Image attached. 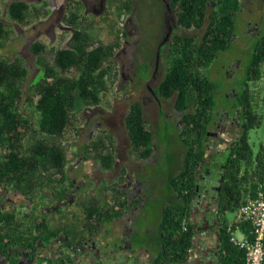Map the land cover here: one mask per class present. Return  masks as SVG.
<instances>
[{
    "label": "trees",
    "instance_id": "trees-1",
    "mask_svg": "<svg viewBox=\"0 0 264 264\" xmlns=\"http://www.w3.org/2000/svg\"><path fill=\"white\" fill-rule=\"evenodd\" d=\"M169 3L178 24L190 34L173 36L167 55L168 72L155 89L160 99L171 101L181 118L174 140L179 156L169 155L172 157L167 161L168 191L174 192L178 200L162 208L155 233L159 249L151 264H184L188 260L196 233L191 207L200 187L197 173L209 156L206 138L219 109L238 115L241 133L218 160L222 169L216 191L217 216L222 227L217 264H246L245 250L230 240L227 227L232 222L239 224L241 232L252 238V225L249 221L228 219L226 213L236 212L255 195L259 184L264 186V142L254 152L249 139L250 130L261 126L264 113V31L250 38L249 59L240 71L242 79L230 92L223 82L213 78L212 64L238 40L236 32L244 0H169ZM79 7L74 6L64 18L74 28L66 47L53 48L49 57L43 40L31 43L38 67L32 77L26 59L4 55L13 28L0 19V190L5 194L18 192L32 205L24 211L22 205L4 200L6 207L0 205V261L4 258L9 264H21V253L26 261H33L30 264H66L63 254L55 259L38 256V246L62 234L78 233L76 227L67 226L64 218L50 224L39 210L46 204L45 190L49 189L54 196L61 194L62 200L65 191L74 184L66 173L69 158L63 138L77 112L101 104L110 84L116 80L114 57L121 46L120 33L124 31L118 27L115 38L103 42L94 36L93 21L81 19ZM117 9V16L121 17L132 9V3L121 0ZM5 12L12 23L27 26L48 16L50 9L46 1L37 5L12 0ZM124 123L133 156L149 158L154 151L155 133L139 101L130 105ZM83 147L84 159H94L101 164L102 171L112 168L115 157L109 134L99 135ZM117 193L114 205L98 193L90 205L84 203L86 221L91 225L89 235L94 230V216H98V221L109 222L131 207L121 199L125 193ZM83 239L87 237L81 236L79 243Z\"/></svg>",
    "mask_w": 264,
    "mask_h": 264
},
{
    "label": "flooded vegetation",
    "instance_id": "flooded-vegetation-1",
    "mask_svg": "<svg viewBox=\"0 0 264 264\" xmlns=\"http://www.w3.org/2000/svg\"><path fill=\"white\" fill-rule=\"evenodd\" d=\"M108 1L109 0H62L60 6L63 8V18H65L67 14L72 11L74 6H80L79 8H81V10L79 13L81 14V19H86L87 14H90L91 18H87L86 22L93 21L94 23L95 20L97 21L103 14L105 15L106 11H108ZM110 1L113 2L115 0ZM130 1L132 3V9L129 12L124 13L127 17L123 23L124 31L120 33L121 51L126 53L130 50V57L128 60L129 68L127 72H121V82L119 84V88L122 89L124 86L126 89L127 85L131 86V91L128 96L130 103L128 105V109L126 110L124 120L129 112L130 105L135 101H139L141 103L144 117L149 122L155 133L153 154L149 158L145 159L133 156L124 121L122 127H118L116 132L114 131L109 134L113 143L115 157V161L110 170L102 171L100 169V163L96 162L94 159H84L85 153L81 151V155L78 156L79 158H77L76 162L70 164L66 169L67 175L72 178V182L74 183L73 186L69 187L65 191V197L61 198L62 200H59L61 194H56L57 196H54L49 189L45 190L46 204H44L39 210V213L46 216L47 221L50 224L57 222V220L62 221L64 218L67 226L70 228L76 227L75 230H77L78 233H73L72 235L62 234L48 243H41L37 249L38 256L40 257L47 256L55 259L63 254V257L65 256L64 258L66 264H151L152 258L159 249V245L155 240L158 222H155L154 224L156 225L155 233H151V235H149V233H147L148 228L141 230L140 225L135 222L136 219L141 220L143 217L138 215L133 220H130L127 215L129 212L128 209L135 207L144 208V212L146 214L150 212V210L151 212L155 211L158 214L159 221L160 213L163 210L162 208L174 205L178 200V197L174 192L171 193L168 191L167 184L169 181V173L162 160L164 155L170 153L169 145H166L164 143V139L156 136V134L158 132L157 126L162 122L167 125L173 124L177 129L180 125L181 114L179 111L172 108L168 116L165 117V105L171 104L172 106V103L169 100L160 99L155 92V89L158 83L168 72L167 55L169 53V47L173 36L175 33L190 34V32L178 24L175 16V10L170 6L169 0H155L149 4L146 0ZM48 7H50L48 9H50L49 15H51L53 8L51 7V4ZM148 7L156 9V11L160 13V15H163L164 18L163 32L155 46L152 47L148 45L149 40L146 41L143 38L144 29L140 19L141 14L145 8ZM102 12L104 13L100 15ZM64 21L66 23V25H64L66 31L71 32V36L68 39L69 44L74 34V28L69 25L65 19ZM120 52H116L114 57L115 61L116 57L120 55ZM139 89H142L139 98L133 99L135 97L134 94L138 93ZM151 104L156 107V110L153 111V116L156 115L157 118H161L159 121L152 120L149 116V107ZM175 115L178 117H175ZM177 119L179 121H176ZM88 124L92 125L93 122H88ZM176 129L175 131H177ZM175 131L173 134L167 133V138L170 141L176 139ZM240 133L241 124L237 114L234 115L229 111L221 109L216 111L214 122L210 127L206 138L208 141L207 145L209 156L206 158V164H202L197 173L200 187L199 191L194 196L191 207V220L193 222V226L196 228V233L193 241V247L189 252L188 260L184 264H204L202 259H200V262L197 260V263L196 261H193V263L190 261V253L195 246L194 242L196 241L197 235L205 232L207 235H211L212 238H215V240L218 239V243H220L222 225L217 216L216 191L218 189V182L220 179L219 174H221L222 168L220 165L221 163H219L218 160H221L223 158L221 154L224 153L225 155V153H227L233 144L238 140ZM99 135H97L96 138L88 140V142L96 140ZM124 138L126 141L121 142ZM159 142L164 143L161 148L156 147ZM123 143H125V145ZM174 147V154H177L178 157L180 150L177 145ZM217 154H219V156H217ZM87 162L95 166V172L90 168L84 169ZM96 165H99V167H96ZM156 167H158L157 170ZM173 167H175V165ZM98 172L100 174H98ZM218 172L219 174L216 175ZM78 174H80V177H77ZM97 174L99 176H97ZM86 176L90 177V181H93V185L87 181ZM212 176L215 177L212 179ZM101 181L105 182L103 188V191L105 192L103 197H108L107 199L110 201L109 203L111 205H114L118 200L117 195H119V193L117 192L120 191L125 193V196L121 199H125L131 207L122 213L120 217L109 222L98 221V216H94L92 219L94 226L92 228L94 230L89 235L88 233L91 229V225H88V222L86 221L84 203H86L85 201L89 196L90 197L88 199H92L93 196L97 195L98 192L96 190V185ZM158 183L162 184L163 187L166 188V191L161 189L159 190L157 187ZM87 186L88 189L84 191V187L86 188ZM145 190L150 192L147 193ZM7 194L8 193H3V195H1L4 202L6 201L9 204L22 205V207H20L21 211L30 210L32 208V205L29 202H15V200ZM161 194H164V197H161ZM19 196H22L25 199L23 195L19 194ZM1 207L5 208L6 206L1 202ZM60 208L61 211L59 210ZM210 210L213 211V214L215 213L213 216L211 215V218L208 217L210 215L207 216L208 213L206 214V212ZM130 221H133V223ZM130 224H132V228L136 231L135 234L129 232ZM109 225L112 227L110 230L107 229ZM104 235L112 238L116 235L121 236L120 245L117 243L119 246L114 245L116 248L109 250H105L104 247H98L99 243L104 242ZM81 236H86L87 240L83 239L81 240V243H79ZM149 238L151 242L149 241ZM135 239L140 241L138 243V246L140 247L133 246ZM148 242H150L149 245ZM104 243L107 245L106 241ZM147 245L152 246L150 253L151 256L147 253V251H145L148 247ZM134 247L136 249H134ZM202 248L203 255L204 247L202 246ZM21 256V264L33 263V261H26V257L23 253H21ZM0 264H9V261L4 260L3 258V260L0 261Z\"/></svg>",
    "mask_w": 264,
    "mask_h": 264
},
{
    "label": "rangeland",
    "instance_id": "rangeland-1",
    "mask_svg": "<svg viewBox=\"0 0 264 264\" xmlns=\"http://www.w3.org/2000/svg\"><path fill=\"white\" fill-rule=\"evenodd\" d=\"M12 0H0V19H3L6 23L11 24L13 28V33L8 45L6 46V51L4 55L12 56V55H19L27 60L28 65L31 69L30 76H34L38 71V67L35 64V57L34 54L30 50L31 43L36 39L43 40L47 45V56H52V49L59 48V47H66L68 45V39L71 36L70 31H66L64 25H66L64 18H63V8L60 6L62 0H26L31 4L43 5L44 1L47 2V8L50 6L53 8V12L51 15L42 17L39 21L31 23L27 26L19 25L16 23H12L8 14L5 12L6 5ZM155 0H146L148 4L150 2H154ZM157 1V0H156ZM121 4V0H115L111 2L110 0L107 3V9L105 15L104 12L100 13L101 18L97 21H94V36L101 38V40L105 43L113 40L115 38V30L120 27L123 28V23L126 19V14H123L121 17L117 16V6ZM87 14V13H86ZM240 20L241 23L239 28L237 27V35L238 40L234 42L231 48L228 51L222 53L212 64L213 72L212 76L214 79L223 82L227 91L234 90V84L238 83L240 79H242V73H240L241 69H244L248 59L249 54L247 53L250 38L255 37L261 31H264V0H244L243 10L240 13ZM87 18H91L90 14H87ZM141 21L143 26V38L147 41L149 40L148 45L155 46L157 41L160 39V36L163 32V15H160L156 11V9L148 7L145 8L143 13L141 14ZM246 45V46H245ZM122 48H119L117 52L119 53ZM152 49V48H151ZM152 52V51H151ZM130 57V50L126 53L120 52V55L116 57V64H115V71L117 72V77L114 83L110 84L109 90L103 96V100L101 104L97 106H90L81 111L77 112L75 118L73 119V125L69 127L65 133V137L63 138V144L67 150V155L69 158L68 166L74 162H76L77 156L76 153L80 154L83 151V146L88 143V140L92 138H96L99 134H111V132H116L118 127L123 126L124 116L126 110L128 109V105L130 103V99L128 96L131 91V86L127 85L126 89L119 88V84L121 82V72L128 71V60ZM224 69V70H223ZM218 71V72H216ZM226 76H225V73ZM229 79H228V78ZM125 83V82H124ZM141 90L139 89L138 93H135V97L133 99L139 98L141 94ZM150 118L152 120L159 121V117L157 118L156 115L153 116V111L156 110L154 105H150ZM173 107L171 104L165 105V117L171 112ZM175 117H178L175 115ZM149 118V119H150ZM176 121H179L178 119ZM88 122H93L92 125L88 124ZM175 126L173 124H165L162 122L160 125L157 126V134L161 139H164V143L169 145L170 153L164 155L163 162L167 167V161L174 154L175 152V144L174 140L170 141L167 137V132L170 134L175 131ZM250 143L253 147L254 152H257L259 149L260 143L264 142V113L262 124L260 127L250 130ZM121 138V137H120ZM126 139L122 140L121 142H125ZM163 142H159L156 147H162L164 145ZM125 145V143H123ZM162 144V145H161ZM173 151H172V150ZM224 156V153L221 154ZM90 165V166H89ZM95 166L93 164H89L87 162L86 167L84 169H92L95 172ZM99 167V165H96ZM77 169V168H76ZM158 167H156V170ZM98 174H100L98 172ZM97 174V176H99ZM216 173V175H218ZM220 175V174H219ZM77 177H80L78 174ZM106 177V176H105ZM215 176H212V179ZM87 181L93 185V181H90V177L86 176ZM83 181V179H82ZM161 182V181H160ZM105 182L101 181L98 183L97 192L100 196V192L103 191ZM158 189L166 191V188L163 187L162 184H157ZM95 188V186H94ZM83 189V188H82ZM88 189V186L85 188L84 191ZM153 191V189H152ZM150 192V191H149ZM147 192V193H149ZM3 193L0 190V205L2 202ZM7 195H10L15 202L23 201V203L27 202L22 196H19V193L11 192ZM19 196V197H18ZM90 197V196H89ZM88 197V198H89ZM161 197H164V194H161ZM87 198V199H88ZM93 198V197H92ZM86 199V204H91L92 199ZM208 213V214H207ZM207 216L211 218L213 216V211L210 210L206 212ZM226 217L228 219L235 218V212L229 211L226 213ZM158 221V214L155 211H150L148 215H145L143 219L139 220L136 219V223L138 225L144 227V229L149 228L145 225L148 223L151 227V223L155 224ZM133 223V221H130ZM199 225V224H198ZM112 227L108 226V230ZM238 237H241L242 234L240 231L236 232ZM104 242L99 243L98 247H104L105 250L115 249L116 246L120 245L121 236L116 235L114 238L104 235L103 237ZM116 242V243H114ZM140 241L135 239L133 246L137 247ZM119 245H118V244ZM116 245V246H114ZM140 247V246H138Z\"/></svg>",
    "mask_w": 264,
    "mask_h": 264
},
{
    "label": "built area",
    "instance_id": "built-area-1",
    "mask_svg": "<svg viewBox=\"0 0 264 264\" xmlns=\"http://www.w3.org/2000/svg\"><path fill=\"white\" fill-rule=\"evenodd\" d=\"M236 221H249L252 225L253 237L249 238L241 232L239 224H228L230 240L245 250L246 264H264V186L259 184L254 196L235 212ZM235 225V226H234ZM185 226V224H184ZM242 236L238 237L236 232Z\"/></svg>",
    "mask_w": 264,
    "mask_h": 264
},
{
    "label": "crops",
    "instance_id": "crops-1",
    "mask_svg": "<svg viewBox=\"0 0 264 264\" xmlns=\"http://www.w3.org/2000/svg\"><path fill=\"white\" fill-rule=\"evenodd\" d=\"M145 192H147V191L145 190ZM100 196H101V198H103V195H100ZM142 203H144V202H142ZM164 205H165V203H164ZM144 210H145L144 208H139V207L128 209L129 212L127 215H128L130 220H133L138 215H140L141 217L144 218V216L148 215V213H149L148 212L146 214L144 212ZM145 225L147 227H149L147 230V233H149V235H151V233H155V226L156 225H154L152 223H151V227L148 223H145ZM140 227H141V230H144V227H142V226H140ZM129 228H130L129 232L135 234L136 231H134V229L132 228V224H130ZM151 240H152V238H151ZM149 241H150V238H149ZM215 241H216V243H215ZM150 242H148V245L150 244ZM218 242H219L218 239L215 240V238H212L211 235H207L205 232L197 235L196 241L194 242L195 246H194L192 252L190 253V261L192 263H193V261H196V263H197V260H198V262H200V259H202L204 264H217L218 249H219V243ZM202 246L204 247V254L203 255H202V249H203ZM143 248L145 249L144 246H143ZM134 249H136V248L134 247ZM151 250H152V246H148L145 249V251H147V253H149V254L151 253ZM150 256H151V254H150Z\"/></svg>",
    "mask_w": 264,
    "mask_h": 264
}]
</instances>
